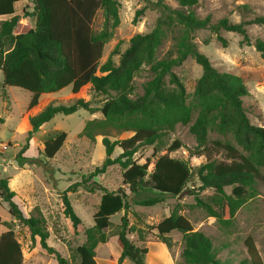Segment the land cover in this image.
<instances>
[{"label":"trees","instance_id":"1","mask_svg":"<svg viewBox=\"0 0 264 264\" xmlns=\"http://www.w3.org/2000/svg\"><path fill=\"white\" fill-rule=\"evenodd\" d=\"M30 1L35 15L34 27H21L20 16L15 4ZM147 1V0H146ZM179 8L168 6L164 0H155L150 7L160 16L154 29L146 34H136L128 48L119 53L116 46L107 61L100 65L104 47L120 25V0H0V16H12L0 24V70L4 76V86L17 87L32 93L28 109L39 105L45 94L57 93L68 86L77 95L82 88L91 85L102 96H107L99 109L103 118L87 121L80 136L95 141L102 136L105 158L102 164L79 183L70 186L62 197L64 216L75 228L81 219L74 211L68 192L83 188L88 192L102 193L98 210L94 214V225L85 231L86 241L78 247L79 264H97L96 248L105 244L109 236L106 230L113 226L111 218L121 212L125 215L117 225V243L121 249L119 264L125 260L133 264H145L148 253L146 247L133 243L128 235L131 226L126 211L131 206L154 207L165 202L168 196L178 197L186 192L193 177L192 167L184 160L170 157L168 153L181 147L175 140L168 147V153L159 155L154 169L148 172L150 161L139 164L135 154L142 147L155 146L157 156L163 137L172 133L177 125H190L189 131L197 141L195 154L224 152L229 162L209 161L202 165L197 176L202 189H212L214 195L209 202L196 197V204L203 207L209 217L216 218L223 225H230L237 211L247 201L256 181H264V127L250 123L243 98L249 95L242 77L219 72L211 61L203 55L194 42L195 32L210 30L215 39L227 46V41L219 35L221 30L234 32L243 38L241 45L254 46L264 61V41L251 42L246 27L264 26V17L231 22L228 19L212 23L210 17L199 18L195 8L199 0H176ZM147 7L136 11L134 22L144 14ZM103 9L106 18L104 29L94 31L93 22L97 12ZM167 39L173 41V50L166 58L157 59L160 47ZM213 37L205 40L208 45ZM120 55L116 65L112 56ZM188 58L202 67L193 99L188 101V93L178 75L173 71ZM149 67L152 78L143 85V93L138 95L135 78L143 68ZM90 113L96 111L90 102L76 99L65 105L62 102L49 104L39 114L29 118L31 130L26 145L17 154L20 166L30 159L23 156L29 149V141L41 127L57 114L71 115L79 109ZM196 117L193 121V115ZM216 132L229 140H209V134ZM122 133H132L125 139L111 140ZM67 134L61 132L44 140L43 154L52 159L62 148ZM121 153L113 158L116 149ZM118 165L123 172V188L108 190L93 178ZM232 187L231 195L225 191ZM144 193L150 194L143 196ZM16 193L9 188V179L0 178V198L8 204L9 214L28 227L33 240L40 238V245L49 254L56 256L58 264H68L56 250L47 243L49 233L45 220L40 216L26 218L14 201ZM131 196V197H130ZM159 242L172 248L168 235L178 231L183 234L184 249L182 259L185 264H227L218 257V249L213 240L201 231H195L192 223L174 210L168 217L153 227ZM141 239L144 237L140 234ZM251 264H262L257 259L256 249L251 239L246 241ZM0 264H23V250L12 229L0 234Z\"/></svg>","mask_w":264,"mask_h":264},{"label":"rangeland","instance_id":"2","mask_svg":"<svg viewBox=\"0 0 264 264\" xmlns=\"http://www.w3.org/2000/svg\"><path fill=\"white\" fill-rule=\"evenodd\" d=\"M155 0H120V25L114 31L113 37L105 45L100 65L110 57L116 46L119 53L124 52L130 39L139 33L151 32L160 16V13L149 5ZM172 8H179L176 0H164ZM147 7L138 22H134L136 11ZM16 14L20 16L21 27H34L35 15L33 4L23 1L15 4ZM195 11L199 18L210 17L212 23L228 19L231 22L264 17V0H199ZM12 16H0L2 21ZM106 18L103 9H100L93 22L96 32L104 29ZM252 43L256 40L264 41V26L250 25L246 27ZM219 35L227 41V46L215 39L210 30L195 32L194 42L199 51L205 55L219 72L232 73L243 78L249 95L243 98L248 111L250 123L257 127H264V61L254 46L241 45L242 36L221 30ZM213 37L208 45L205 40ZM173 50V41L167 39L157 53V59L166 58ZM120 55L112 56L117 65ZM173 71L178 75L188 93L191 102L196 83L202 75V67L195 60L188 58L181 66ZM152 78L149 67L143 68L135 78V88L138 95L143 93V85ZM4 76L0 70V178L9 179V188L16 193L14 201L17 203L26 218L40 216L45 220V227L49 233L47 243L54 248L68 264H79L78 247L86 241L85 231L94 225L93 217L98 210L102 193L88 192L78 188L76 192H68V197L74 211L81 219V225L75 228L72 222L64 216L62 197L70 186L82 181L83 176L89 175L100 166L105 158V148L102 136L95 141L80 136L87 121L102 119L99 109L107 96L97 94L89 84L74 95L72 86L53 93L45 94L40 98L39 105L28 109L32 93L17 87L4 86ZM76 99L90 102L95 108L94 113L81 108L71 115L57 114L46 123L29 141V149L23 154L30 161L20 166L17 154L26 145L28 132L31 130L29 118L39 114L49 104L62 102L65 105L74 103ZM196 113L193 115V121ZM192 124V123H191ZM177 125L176 129L163 137L159 144L160 151L154 156L155 146L142 147L135 154L134 160L139 164L150 165L148 172L154 169V163L159 155L168 153V147L177 140L181 147L168 153L170 157L186 161L193 169V177L187 185L186 192L178 197L168 196L165 202L154 207L131 206L126 211L129 225V239L139 247H146L148 253L145 264H185L182 259L184 249L183 234L175 231L168 235L173 247L158 241L157 231L153 230L163 219L174 210H179L193 225L195 231H201L210 237L218 249V257L227 264H251L246 241L251 239L256 249L257 259L264 264V181H256L250 190L247 201L237 211L230 225L221 224L216 218L209 217L203 207L196 204V197L209 202L214 195L212 189H202V183L197 176L198 169L209 161L229 162L224 152L210 151L201 156L195 154L197 141L190 133V125ZM65 132L67 138L56 156L52 159L43 154L44 140L58 133ZM111 137V140L125 139L132 133H122ZM229 140L236 145L232 137L211 132L209 140ZM121 153L116 149L113 158ZM264 177V170L262 169ZM124 170L118 166L109 167L104 174L98 175L96 181L108 190L116 191L123 188L130 194L128 186L123 184ZM228 195L232 187H226ZM150 195L144 193L143 196ZM131 197V196H130ZM8 204L0 198V234L12 229L23 250V264H58L55 255L49 254L40 245V238L32 239L28 227L13 218L8 212ZM125 212L111 218L113 226L106 230L109 236L107 243L96 248L97 264H119L121 249L117 243L116 231ZM144 239H141L139 235ZM121 264H133L125 260Z\"/></svg>","mask_w":264,"mask_h":264},{"label":"crops","instance_id":"3","mask_svg":"<svg viewBox=\"0 0 264 264\" xmlns=\"http://www.w3.org/2000/svg\"><path fill=\"white\" fill-rule=\"evenodd\" d=\"M39 103H40V102H39ZM44 125H45V124H44ZM44 125H43V126H44ZM43 126H42L41 128H43Z\"/></svg>","mask_w":264,"mask_h":264}]
</instances>
